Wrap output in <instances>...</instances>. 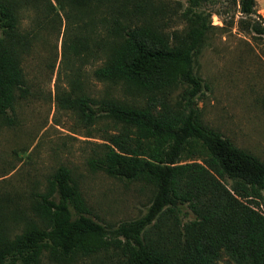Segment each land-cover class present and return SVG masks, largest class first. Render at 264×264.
Instances as JSON below:
<instances>
[{
  "label": "trees",
  "instance_id": "trees-1",
  "mask_svg": "<svg viewBox=\"0 0 264 264\" xmlns=\"http://www.w3.org/2000/svg\"><path fill=\"white\" fill-rule=\"evenodd\" d=\"M54 1L65 30L78 32L68 52L81 48L99 61L97 80L123 84L132 100L66 98L83 115L97 114L96 104L119 125L90 162L149 186L151 196L138 217L101 223L59 165L26 208L0 192V264H38L44 253L64 264L91 255L109 264H219L222 256L264 264V161L204 123L197 100L205 84L194 69L212 13L220 28L264 34L257 0H186L179 9L155 0ZM19 24L15 1L0 0V118H11L27 90L29 35Z\"/></svg>",
  "mask_w": 264,
  "mask_h": 264
},
{
  "label": "rangeland",
  "instance_id": "rangeland-1",
  "mask_svg": "<svg viewBox=\"0 0 264 264\" xmlns=\"http://www.w3.org/2000/svg\"><path fill=\"white\" fill-rule=\"evenodd\" d=\"M12 1L19 9L20 30L29 35L22 59L27 90L18 94L11 118H0V192L14 194L26 208L46 192L56 167L63 165L70 169L96 220L116 224L138 217L151 196L149 186L108 176L90 162L102 149L105 135L119 125L100 115L96 104L92 105L97 114L88 116L66 100L87 95L130 102L129 91L121 83L98 81L92 70L99 61L82 56L81 48L68 52L78 32L65 30L63 13L54 0ZM155 1L178 9L186 4V0ZM258 12L264 24V9L259 7ZM209 21L214 28L194 59L195 72L205 84L197 100L202 119L264 161V34L244 33L235 26L220 28L216 13ZM182 25L172 23L175 29ZM38 264L64 263L51 261L44 253ZM67 264L109 262L91 255ZM219 264L233 263L222 256Z\"/></svg>",
  "mask_w": 264,
  "mask_h": 264
},
{
  "label": "crops",
  "instance_id": "crops-1",
  "mask_svg": "<svg viewBox=\"0 0 264 264\" xmlns=\"http://www.w3.org/2000/svg\"><path fill=\"white\" fill-rule=\"evenodd\" d=\"M258 6L262 9H264V0H257Z\"/></svg>",
  "mask_w": 264,
  "mask_h": 264
}]
</instances>
